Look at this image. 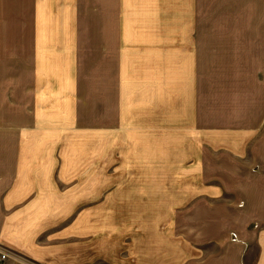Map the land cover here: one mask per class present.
Returning a JSON list of instances; mask_svg holds the SVG:
<instances>
[{"label": "crops", "instance_id": "0c3cea01", "mask_svg": "<svg viewBox=\"0 0 264 264\" xmlns=\"http://www.w3.org/2000/svg\"><path fill=\"white\" fill-rule=\"evenodd\" d=\"M106 138L184 176L157 264H264V0H0V264H87L54 224Z\"/></svg>", "mask_w": 264, "mask_h": 264}, {"label": "rangeland", "instance_id": "374dc122", "mask_svg": "<svg viewBox=\"0 0 264 264\" xmlns=\"http://www.w3.org/2000/svg\"><path fill=\"white\" fill-rule=\"evenodd\" d=\"M106 140L95 159L87 158V189L73 192L79 206L75 202L68 223H55V229H69L72 236L84 231L87 264H157L164 249L190 246L189 225L177 222L190 192L168 189L184 176L150 172L173 166L160 158L156 138H147L149 152L133 158L125 150L110 151Z\"/></svg>", "mask_w": 264, "mask_h": 264}, {"label": "built area", "instance_id": "2783aa9c", "mask_svg": "<svg viewBox=\"0 0 264 264\" xmlns=\"http://www.w3.org/2000/svg\"><path fill=\"white\" fill-rule=\"evenodd\" d=\"M6 258H7V256L6 255H1V262H3V261H5L6 260Z\"/></svg>", "mask_w": 264, "mask_h": 264}]
</instances>
